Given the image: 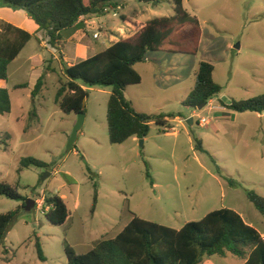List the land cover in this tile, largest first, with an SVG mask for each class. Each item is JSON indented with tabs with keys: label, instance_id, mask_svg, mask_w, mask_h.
Returning a JSON list of instances; mask_svg holds the SVG:
<instances>
[{
	"label": "rangeland",
	"instance_id": "374dc122",
	"mask_svg": "<svg viewBox=\"0 0 264 264\" xmlns=\"http://www.w3.org/2000/svg\"><path fill=\"white\" fill-rule=\"evenodd\" d=\"M120 1L124 4L122 12L132 22L145 23L174 14L171 0L158 4ZM184 5L201 21L199 52L190 55L149 51L146 58L189 56L194 58L195 66L182 67L177 78L171 73L156 81L145 69L143 84L134 88L155 89L153 94L135 98L136 107L148 114L179 115L181 120H173L170 125L175 130L165 131L152 121L143 145L141 139L112 144L107 122L111 87L88 86L85 122L68 152L78 114L64 113L56 104L54 79L49 80L44 106H37L25 94L22 110L17 106L18 92L13 91L14 109L0 114V137L9 135L7 141H0V181L18 186L22 195L35 200L40 193L46 197L57 194L65 199L71 216L64 225H55L46 218L44 207L23 208L5 242L0 243V264H68L67 245L77 254L86 253L101 239L115 237L133 212L180 229L210 211L229 207L264 231V217L247 196L250 189L264 196V112L226 109L229 118L216 120V115L221 114L217 111L221 101L264 93V0H184ZM102 22L124 26L112 11L102 16ZM87 37H91L89 32ZM35 45L46 51L33 40L23 52V59ZM108 45L101 44V48ZM203 60L215 65V79L222 85V92L203 109L186 107V93L195 86V70ZM145 63L140 65H148ZM10 73V84L28 77L16 72L14 66ZM172 90L175 97L168 96ZM190 117L194 118L193 124L187 122ZM201 117L210 119V123L202 126ZM197 139L205 151L196 149ZM25 156L50 166L31 165L19 172ZM46 172L51 174L43 180ZM226 176L235 179L237 185H230ZM96 188L97 203L92 212ZM21 205L20 200L0 196V213ZM34 232L41 240L45 261L38 257ZM206 259L214 264L241 261L218 255H207Z\"/></svg>",
	"mask_w": 264,
	"mask_h": 264
},
{
	"label": "trees",
	"instance_id": "16d2710c",
	"mask_svg": "<svg viewBox=\"0 0 264 264\" xmlns=\"http://www.w3.org/2000/svg\"><path fill=\"white\" fill-rule=\"evenodd\" d=\"M3 4L22 8L39 25L48 43L59 48L61 32L74 27L82 16L105 15L116 0H0ZM151 3L156 0H138ZM161 2V0H157ZM174 14L148 20L128 38H122L93 56L74 64L63 65V75L56 93V101L64 113L87 112L85 105L88 86H110L111 94L107 104L109 139L112 144H122L131 137L145 138L155 121L160 127L168 126L166 117L174 113L148 114L138 111L126 97V89L142 82V75L135 65L146 60L149 51L192 54L199 52L202 26L198 15L184 5V0H171ZM124 18V16H123ZM0 33V79L8 80L9 65L18 56L26 43L34 36L11 24H3ZM215 65L201 61L195 72L196 83L183 104L197 109L203 103L222 92V85L214 77ZM26 84L17 87H26ZM43 86L39 79L33 95ZM227 109L236 112H264V93L248 99L221 101ZM12 102L9 89L0 88V114L11 112ZM164 130V129H163ZM166 131V130H165ZM4 136L5 139L4 140ZM0 137L1 143L9 135ZM196 149L205 151L202 141L197 139ZM7 148V144L5 149ZM73 149V148H72ZM215 160V158H213ZM31 165L49 167V163L25 156L21 159L19 172ZM219 172L221 170L218 166ZM147 175L151 177L149 171ZM230 185L237 181L225 177ZM97 188L92 212L97 203ZM0 196L22 201L14 210L0 213V243H4L14 223L26 208L29 197L5 181H0ZM247 196L264 217V196L250 189ZM45 216L55 225H64L71 211L65 199L57 194L45 200ZM131 221L115 237L101 239L92 249L77 254L73 247L66 246L68 264H199L206 255L233 256L246 259L245 264H264V232L249 224L236 210L223 207L208 212L201 220L186 222L180 229L142 218L132 213ZM38 257L47 259L41 240L36 232Z\"/></svg>",
	"mask_w": 264,
	"mask_h": 264
},
{
	"label": "crops",
	"instance_id": "0c3cea01",
	"mask_svg": "<svg viewBox=\"0 0 264 264\" xmlns=\"http://www.w3.org/2000/svg\"><path fill=\"white\" fill-rule=\"evenodd\" d=\"M119 3H122V2L120 0L115 1V5L116 6L121 5L122 10H123L124 4L123 3L119 4ZM102 16L103 15L82 16L79 19V22L77 23V25H75L74 27L65 29L61 32L62 38L59 44V48H56V47L51 46L48 43L45 33L39 30V25L28 15L26 10L22 8H14V7L7 6L3 4V2L0 1V33L3 32L2 25L6 23V24H11L14 27L23 29L40 38V40H38L34 36L26 43V45L21 50V52L18 54V56L9 65L8 80L4 81L0 79V88L6 87L9 89L10 96H11V102H12V110L15 107L13 91L18 92L16 96L17 106L18 108L22 110L24 107L23 97L25 96V94H26V97H32V99L34 100V104H36L37 106H38V103L40 104V106H44L45 97H46L45 94L49 88L50 78L54 79L53 82L55 83V86H54L55 102L60 107L59 103L56 101V93L60 86V78L63 75V65L64 64H68V65L74 64L90 56H93L94 54L102 50H105L106 48H108L113 43L117 42L118 40L122 38H128L129 36L133 35L147 22V21L145 23L132 22V20H130V18L121 11L120 18L122 19L124 26L115 27V26H108L104 22H102ZM137 24H140V26L136 28ZM97 31H101V37L99 39L94 38L93 36V34ZM119 31L121 33H119ZM88 32H89V36L91 37H87ZM90 32L92 33V35L90 34ZM202 36H203V29H202ZM33 40L39 42L40 45L43 48H45L46 51L37 49L35 45L30 55L26 57V59H23L22 57L23 52ZM106 43H108L109 45L104 49L101 48V44L104 45ZM159 52H163V51H159ZM163 53H169V52H163ZM170 54H177V53H170ZM161 59L163 60L161 61ZM150 60H154V62ZM148 61L150 63H145ZM143 63L148 64V65H140ZM186 65L194 67L195 66L194 58L189 57V56H186V57L177 56V57L165 58L163 57V55H158L157 57L146 58L145 61L139 62L135 65V68L137 69V71L142 75V82L138 85H131L127 87L126 92H125L126 97L132 101L134 107L137 109L135 98L145 97L146 95H150L155 92L154 88H151L149 91H141L140 88L134 89L136 86H141L144 82L143 70L145 69L150 70L152 77L156 81L162 78L161 76H163L164 74L170 77L171 73H173L171 77H174V78L179 77L180 75L179 73L181 72L182 67H185ZM13 66L16 72H21L23 74V77L26 74L28 77L15 81L12 84H10L11 83V80H10L11 73L10 72ZM214 77H215V73H214ZM39 79L43 80V86L41 88V91L36 96H34L33 90ZM20 84H26L27 86L17 87V85H20ZM191 90L187 91L186 97H188ZM175 94H176L175 90H172L170 91V93H168V96L175 97ZM232 100L228 99L227 102L225 103L228 104ZM212 101L213 99H211L209 103ZM216 108L213 107L212 109H216ZM226 109L227 108L223 106L222 104L218 106L217 111L221 114L216 115L217 121H219L218 119L219 117L229 118L228 117L229 114L227 112H224ZM35 110H37V108ZM36 114H37L36 117H38L37 112ZM165 114H169V113H165ZM166 119L169 124L168 127H172L170 126L172 121L181 120V117L177 115L174 118L166 117ZM208 120L210 123V119ZM193 123H194V120H193ZM129 140L138 141L139 138L135 136V137H131ZM46 208L48 209V207ZM239 213L246 220L245 216L241 212ZM131 219L129 220V222L131 221ZM246 221L249 224L253 225L248 220ZM129 222H127L125 226ZM122 229L120 231H122ZM260 232L263 233L264 231L262 230ZM206 256L203 258V260L199 264H214L212 263V260L206 259ZM229 256L234 257V258L236 257L230 253L227 254L226 256H221V257H229ZM236 258H239V257H236ZM240 260L241 261L238 264L246 263V259L240 258ZM225 264H231V263H225Z\"/></svg>",
	"mask_w": 264,
	"mask_h": 264
},
{
	"label": "water",
	"instance_id": "95a60500",
	"mask_svg": "<svg viewBox=\"0 0 264 264\" xmlns=\"http://www.w3.org/2000/svg\"><path fill=\"white\" fill-rule=\"evenodd\" d=\"M154 4H158V1H153ZM239 47V45H238ZM86 105V103H85ZM205 106H207V103H203L201 104L200 106L197 107V109H203ZM85 118H86V113L85 112H82V113H79L78 114V119H77V122L75 124V127L70 135V138H69V141H68V144H67V151H71L72 148L74 147L76 141H77V138H78V134H79V131L82 129L83 125H84V122H85ZM193 120L194 118L191 117L190 119L187 120V122L189 124H193ZM144 143V139H141V144L143 145ZM51 173L50 172H46L44 174V176L42 177L43 180H45ZM36 205V200L34 198H29L27 199V204H26V208L27 209H31L33 206Z\"/></svg>",
	"mask_w": 264,
	"mask_h": 264
},
{
	"label": "built area",
	"instance_id": "2783aa9c",
	"mask_svg": "<svg viewBox=\"0 0 264 264\" xmlns=\"http://www.w3.org/2000/svg\"><path fill=\"white\" fill-rule=\"evenodd\" d=\"M110 11L113 12V15H114V16H119V17H121L122 6H121V5L114 6V7H112V8L110 9ZM93 36H94V38L99 39V38L101 37V31H97V32H95V33L93 34ZM208 123H209L208 118H206V117H201V118H200V124H201V125L205 126V125H207ZM163 129H165V130H175L174 127H168V126H164ZM45 200H46V196L44 195V193H40V194L38 195V197L36 198V205H37L38 207H44V208H45V207H46V206H45Z\"/></svg>",
	"mask_w": 264,
	"mask_h": 264
}]
</instances>
